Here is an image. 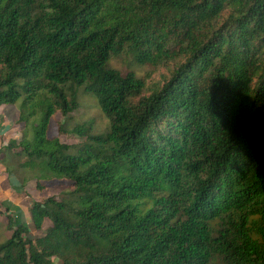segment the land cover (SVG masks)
<instances>
[{
    "label": "trees",
    "instance_id": "obj_1",
    "mask_svg": "<svg viewBox=\"0 0 264 264\" xmlns=\"http://www.w3.org/2000/svg\"><path fill=\"white\" fill-rule=\"evenodd\" d=\"M81 95L106 129L49 138ZM7 106L17 190L69 187L32 202L43 236L10 220L0 264H264V0H0Z\"/></svg>",
    "mask_w": 264,
    "mask_h": 264
},
{
    "label": "rangeland",
    "instance_id": "obj_2",
    "mask_svg": "<svg viewBox=\"0 0 264 264\" xmlns=\"http://www.w3.org/2000/svg\"><path fill=\"white\" fill-rule=\"evenodd\" d=\"M113 64L123 75L136 71L139 75L147 76L146 79L149 81L155 77L150 72V69L135 70L134 68H130L125 60L122 59H116L113 61ZM81 103V109L73 113L71 119L65 123L68 133H60L58 126L65 121L61 116H57L56 120L51 122L48 132L49 138L55 139L59 137L64 144L77 145L81 141L76 135L71 134V131L77 126L94 124L96 132L106 129L108 125L107 121L101 115L95 100L87 95H81ZM18 118L19 112L14 106H9L0 112V147L6 146L10 139H16L21 136L23 126L16 124ZM41 185L44 189L38 190L37 183L31 180L26 188L23 189V192L18 191L17 188L20 187L18 179L15 177L9 178L4 166L0 164V243L12 236V231L8 228L10 220L19 215L22 217L23 222L30 226L32 239L43 236L46 230L52 226L51 222L46 220L41 231L35 229L30 216L32 202L59 197L68 189L69 185L67 182L60 180L46 181ZM54 262L62 264L57 259Z\"/></svg>",
    "mask_w": 264,
    "mask_h": 264
},
{
    "label": "crops",
    "instance_id": "obj_3",
    "mask_svg": "<svg viewBox=\"0 0 264 264\" xmlns=\"http://www.w3.org/2000/svg\"><path fill=\"white\" fill-rule=\"evenodd\" d=\"M7 107H9V106H7ZM7 107H1L0 108V112L2 111V110H5ZM1 123V122H0Z\"/></svg>",
    "mask_w": 264,
    "mask_h": 264
}]
</instances>
